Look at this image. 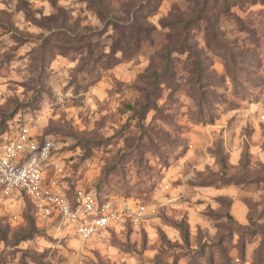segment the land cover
<instances>
[{
    "label": "rangeland",
    "instance_id": "obj_1",
    "mask_svg": "<svg viewBox=\"0 0 264 264\" xmlns=\"http://www.w3.org/2000/svg\"><path fill=\"white\" fill-rule=\"evenodd\" d=\"M131 1L0 0V128L18 108L70 194L126 206L82 243L0 191V264H264V0H154L151 33L113 52L99 10ZM61 26L99 43L95 70L68 36L41 68Z\"/></svg>",
    "mask_w": 264,
    "mask_h": 264
},
{
    "label": "built area",
    "instance_id": "obj_2",
    "mask_svg": "<svg viewBox=\"0 0 264 264\" xmlns=\"http://www.w3.org/2000/svg\"><path fill=\"white\" fill-rule=\"evenodd\" d=\"M57 151L52 136L34 134L29 125L12 123L0 136V191L15 199L28 198L43 218L72 223L85 243L116 221L126 206L118 209L112 201L82 188L70 194Z\"/></svg>",
    "mask_w": 264,
    "mask_h": 264
},
{
    "label": "trees",
    "instance_id": "obj_3",
    "mask_svg": "<svg viewBox=\"0 0 264 264\" xmlns=\"http://www.w3.org/2000/svg\"><path fill=\"white\" fill-rule=\"evenodd\" d=\"M144 1L146 4H144ZM154 0H132L130 3L127 2L125 4L126 8L122 11L121 15H117L114 13H107L105 10H99L100 15L103 19L110 20V24L114 26L116 30V39L114 44H112L113 52L122 51L124 54L128 50H134L133 40L136 41V49L140 44V40L142 37L147 36L151 33V28L144 24V16L142 12L145 9V6L151 3ZM147 7V6H146ZM82 31L72 30L65 28L64 26L59 27L51 31V33L47 36H44L40 46L42 50V56L40 58L41 68H46L47 65L51 64L54 60L55 56H49V60H46V53L49 54L48 49L50 48V41L53 40L54 37L60 40L62 37H67L70 41H73V44L69 41L67 43L66 50H73L77 48L78 50L86 49L87 55L84 58V63L89 65L91 61H93L94 66L90 70L96 69L97 62L102 59V50H99L101 46L99 43L94 44V40L86 39L85 35ZM49 39V42H47ZM94 41V42H93ZM84 64V65H85ZM159 74H156L158 77ZM19 109H15L12 113H10L6 119L3 120V127L0 128V136H3L7 133L12 123H9L14 116L18 113Z\"/></svg>",
    "mask_w": 264,
    "mask_h": 264
}]
</instances>
